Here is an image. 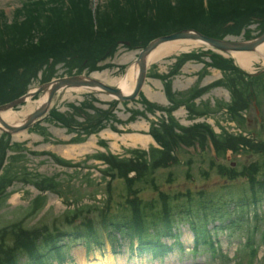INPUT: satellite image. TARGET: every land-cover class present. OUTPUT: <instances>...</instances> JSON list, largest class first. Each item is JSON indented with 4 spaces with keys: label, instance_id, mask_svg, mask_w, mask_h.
Listing matches in <instances>:
<instances>
[{
    "label": "rangeland",
    "instance_id": "374dc122",
    "mask_svg": "<svg viewBox=\"0 0 264 264\" xmlns=\"http://www.w3.org/2000/svg\"><path fill=\"white\" fill-rule=\"evenodd\" d=\"M10 1L0 0V8L6 9L8 14L18 2V0H14V2L8 4ZM233 3L227 2L225 5L224 1L218 3L222 8L220 9V15H218L219 12L217 11L213 28L237 22L235 29L229 31L232 34H228L230 36L228 40L231 42L244 41L245 33L251 37L259 34L264 26L257 21L256 17H260L264 13L259 12L255 5L261 4V2L241 0L238 15H232L230 18L225 17V15L228 16L227 12L229 15L232 12ZM250 11L254 12L253 16L248 15V13H251ZM194 15L193 11L181 10L180 8L176 16V26L180 27L179 30L194 22ZM140 24L138 27L124 24V27L135 30L133 37L138 40L147 39L153 33V29H158L159 31L165 29L160 21L147 23L143 26H140ZM236 31L240 35L234 33ZM87 33V31H82V35L77 39V36H75L69 46H66L64 42H56L50 49L46 45H40L33 48L30 52L20 56L17 55L18 60L8 64L6 72H0V87H8V84L13 82L9 77L13 76L12 78L16 81L17 88L15 90L10 89V93H16V91L22 93L28 89L30 91L35 90L42 82L52 78L82 73L78 66L73 67L76 60L69 62V65H67L66 62L60 61L61 64L57 59H52L54 57H51V55L56 54L61 58L64 55L69 56L76 53L91 59L101 56L98 61H94L100 63L98 67L103 68L104 71L92 74L91 77L107 85L117 87L118 81L134 66L133 64L141 52V47L138 49L129 48L123 45L124 42L119 41L117 45L113 44L111 46V51L108 53H98L101 41L104 39L103 37L107 36L106 39H110L109 32L105 33L99 42H95L96 40L88 37ZM183 45H179L181 49L177 48L176 52L166 53L167 55L165 54L160 58L148 61V76L165 74L168 70L170 72L169 67L172 61L169 59L171 56L176 55L175 58H178L179 53L193 50H196V53L204 52V48L199 44L195 43L188 46V48ZM111 52L113 54L110 56ZM252 57L256 62L258 61L259 56L252 55ZM46 58L52 59V63L46 66H43L44 63L38 65ZM201 60L208 62L205 57ZM30 63H35V65L31 66L30 69H26V65L30 66ZM109 64L114 67L119 65L126 66V68L121 70V72H117V69L108 68ZM84 74L86 76L85 72ZM222 76L223 72L218 69H203L202 65L191 62L185 67L182 76L175 80L174 88L181 92L180 95L191 94L193 97L195 95L191 90H198L208 84H215V87L206 94L194 98L195 100L191 105L202 111L204 109L206 113L208 112L206 117L197 120L185 113L183 108L177 109L175 113H167L166 115L161 113L154 114L153 111L146 109L144 103L147 101L145 99L162 109L172 110V105L163 91V83L154 80L156 77L147 78L142 97L133 102L114 105L112 109L104 106V104L110 102V98L102 95L92 97L86 95L84 91H77L61 93L56 96L52 101L51 107V112L55 113L49 120L47 119L48 121H43L40 126L27 133L13 136L9 140L10 144L1 146L5 152L4 154L0 152V178H4L7 186L6 196L0 199L1 234H5L7 232L5 229L10 227L12 223H23L25 225L26 220V226L34 225L39 220L47 223L55 220L60 222L66 212V207L62 205L54 194L48 192L43 194L42 197L39 196V192L33 187L26 186L21 182L23 178L32 181L39 176L48 178L63 194H66V199L80 201L84 204V207L96 206L97 209H100L105 202L106 190H108L107 183L110 182L114 203L121 202L124 199V197L122 199V195L126 193L124 182L119 179L112 181L110 178L103 177L99 172L111 168L108 160L113 156L117 159L131 160V164H136L137 162L135 161L137 160L142 162L141 169L144 172L137 177L134 191L144 201L156 199L157 192L176 196L186 194L188 191L196 194V192L203 190V198L200 199V202L204 204L213 199L216 202H220L222 200L221 197H223L225 200L221 203L226 202V205H235L237 197L247 188V182L242 177L231 181L227 176H222L221 173L229 171L227 165L230 163L236 171H239L243 165H251L255 162H257L259 167H262L264 158L254 155L250 150H246L240 153V156L239 154L234 156L228 153V161H211L213 152L210 141L206 138L202 142L204 144L199 142V150L196 146L193 149L179 146L178 149L174 150V153L170 154L168 163H165L160 158L161 150L149 140L146 144L134 143L130 140V138L135 136L147 138V132L149 129L152 130L154 124L167 123L168 120H174L177 126L183 127L192 126V124H205L211 127L216 135H221L222 137L225 134L236 133L237 139L241 141L239 143L245 144L247 147H250L249 144H252V142L264 144V96L258 94L251 108L238 110L236 107L233 114L234 111L222 108L224 104H230L232 100L231 90L227 87L225 80H222ZM261 82H264L263 76ZM174 88L173 90L177 91ZM91 99L94 101H91ZM35 100L37 99H32L31 102H28L31 103L28 107L26 106L27 103L25 106L14 110V114H21L28 108L33 110L36 107L34 105L38 102ZM92 106L104 111L102 113L107 111L101 120H98L100 115L94 113L96 111ZM233 115H237L238 121L243 122L244 126L247 124V126L241 127V129L238 128L237 119L235 121L232 117ZM246 120L249 122L246 123ZM112 131H117L119 134H115ZM240 137L245 139L242 140ZM115 142H117L116 147L113 146ZM43 153L53 155L56 159L55 162L47 155H39ZM157 159L160 161L158 165L152 166ZM58 160L64 164H70V166L66 167L59 163ZM130 163L129 161L125 162L126 165ZM151 169H155L156 173L153 176H148L147 173ZM218 170L219 172H217ZM127 173L129 172L124 174ZM141 177H144L145 180H142ZM151 177H153L154 182L147 181ZM0 183H3L2 180H0ZM156 188L157 190L155 191ZM198 197L194 196L196 202L199 201ZM263 201L264 198L258 202L262 216H264ZM179 204L180 207H184L185 201L180 200ZM193 207L195 210L194 216H196L199 214L196 210L197 204H193ZM246 218H249V214ZM191 231L186 222L179 223L178 240L182 244L183 250L181 252L178 250L173 251L166 258L149 261L144 258L126 260V255L114 257L111 254L109 255V245L105 241L103 257L95 256L93 259L89 258L90 260L86 264H234L229 259L233 257L236 247L242 245L245 241L246 223L240 228V231L233 232L231 229H221L213 232L217 242L216 251L213 254L202 252L204 246L199 249L200 252H192L193 236ZM261 237L260 231L254 237L257 246H259V258L264 255V243ZM164 242L169 243L172 241L164 240ZM71 245L73 244L71 243ZM125 245L126 243H124ZM73 246L68 254L75 259V252L80 254H83V252L81 246ZM49 264L59 263H56V259L51 258L49 259Z\"/></svg>",
    "mask_w": 264,
    "mask_h": 264
},
{
    "label": "trees",
    "instance_id": "16d2710c",
    "mask_svg": "<svg viewBox=\"0 0 264 264\" xmlns=\"http://www.w3.org/2000/svg\"><path fill=\"white\" fill-rule=\"evenodd\" d=\"M223 1H224V5L227 2H236V3L238 2L237 5L239 6L241 5V0L239 1L238 0H217L215 4L216 9L222 8V6L218 5V3L223 2ZM257 1L263 2V5H264V0H257ZM194 2L196 3V0L194 1L152 0V2L147 3L145 6H143L142 4H137V3H133V5L131 4L128 7L118 6L115 9V13H109V14L106 13L107 11L106 9H104L99 12L98 16L96 15V27L97 28H95L94 20L91 18L89 11L83 10L80 6H77V8L75 7L73 8L72 11H70L69 15L63 14L61 12L57 13V16L61 19V24L63 26L56 27L59 29L58 31L56 29L54 34H46L45 39H43L40 42L39 46L46 45L47 48L50 49L51 47L54 46V43L56 42L60 43L62 41L69 42V43H66V46H69L72 43V39L75 36H77L76 39L80 38V36L82 35L81 32L87 31L88 32L87 35H89L88 37H91V39L96 40L95 42L97 41L99 42V40L102 39L103 35L109 32V37L111 41H109L110 39L108 38L106 39L107 36H104L103 37L104 39L101 41L102 43H101L98 53H105V52L108 53L111 50V46L113 44L116 45L118 41H129L135 47H140V46L145 45L150 40L156 37H161V36L170 34L174 32L173 30L177 31V29L179 28L175 25H176V16L179 13V9L181 8V10L186 9V10H191V11L195 10L197 7L199 9L200 0L198 1V6H192ZM198 9L196 10V12L198 11ZM102 12L104 15H101ZM168 17L170 18L169 20H167ZM157 21L162 22L165 29H162L161 31H159L158 29L157 30L153 29L152 30L153 33L151 34V36H149L145 40H138L136 37H133V35L135 34V30L131 28L126 29L124 27V24H126L127 26L138 27L140 23H141L140 26H143L147 23H152V22H157ZM37 30H39V28H37ZM226 32H227L226 30H223L220 27H215L214 29L212 28L210 31L212 36H215L216 38L224 37V34ZM22 38H23L22 40H23L24 46H27L28 43L29 44L34 43L29 40L25 42L27 38L23 36ZM15 39H16V36H11L10 34H7L6 38L4 36V39L0 37V72L2 71L6 72V70L8 69L6 66L18 60L17 55L20 56L22 54H25L26 52H30L33 49L32 47L33 45H28L29 47L27 46L25 48H22L23 45L22 44L19 45ZM5 49L7 51H5ZM4 53H8V54H4ZM51 57H54L57 60L64 61V62H70L71 60L72 61L76 60V63L74 64L73 67H77V65L78 67H82V66L83 67L84 66L94 67V65H96V62L94 60L98 61L101 58V56L92 58V59L86 58L84 55L78 54V53L69 55V56L64 55L61 58H59L56 54H54V55H51ZM42 63H44L43 66H46L48 64V62H45V59H44V61H42L41 63H38V65ZM33 65H35V63L34 64L30 63V66L26 65V69H30L31 66ZM6 77H9V76H6ZM12 77L13 76L9 77L12 79L13 82L8 81L10 82L8 84V87L6 86L0 87V105L13 100L14 98H16V96H20L22 94L21 92L19 93L18 91H16V93H12V94L10 93L11 91L10 89L15 90L17 88V85L15 84L16 81H14ZM166 129L168 130V132H166L165 134L166 137H164L163 130H166ZM175 129H179V128L174 123V121L171 120L169 124L164 125L160 131H157V130H153V131H155L154 135L158 138L157 141L160 144H163V145L166 144V146L169 149H176L179 147V145H183L185 147L190 148L195 144L196 141L202 143L206 139V135H209V137L211 138L213 142V146H214L213 150L217 158L223 157L227 149H229L230 151L234 153H238L239 143L237 142L236 139L234 138L231 139L227 135L226 136L224 135L225 137L216 136L213 134L212 131H208V130L204 131V129H207L205 127H200L199 129H194V130L193 129L192 130H186V129L182 130L181 129L182 133L178 135L175 133ZM255 147L262 148V146H255ZM168 161H169V156L166 157V160L164 162L168 163ZM135 162L139 164L137 163L131 164L129 166V169L125 168V171L130 170V172H134V173L136 172L137 174H141L142 172H144V170L141 169L142 162L140 160H137ZM157 162H159L158 159L156 162L154 161V164L152 166H156ZM108 164L113 169H116L119 163L116 161L115 157H110V159L108 160ZM153 171L154 169H151L150 173H152ZM249 172L257 173L258 170L253 171V172L249 171ZM156 208L159 210L160 207L159 208L156 207ZM145 212L147 213V215H150L151 213H153L151 214V218L155 215V212L154 210H152V208H149Z\"/></svg>",
    "mask_w": 264,
    "mask_h": 264
},
{
    "label": "bare ground",
    "instance_id": "6f19581e",
    "mask_svg": "<svg viewBox=\"0 0 264 264\" xmlns=\"http://www.w3.org/2000/svg\"><path fill=\"white\" fill-rule=\"evenodd\" d=\"M194 44L195 43L192 40H187V39L183 40V41H179V42L166 43L164 45H161L160 48L157 49V51L152 52L147 60L152 61L156 58L162 57L166 53L169 54V53L176 52L177 48L181 49V47H179V45L180 46L183 45V46H185V48L186 47L188 48V46H191ZM183 50H186V49H183ZM260 50H264V45H262L260 47ZM235 57L244 68H247V66L250 64V62L253 58L251 54H236ZM137 75H138V69L135 67H132L131 70H128L126 78H124V79L121 78L118 81V87L124 95H128V94L132 93V91L134 89V85H135ZM28 105H31V103H28L26 106L28 107ZM30 111H31V109L28 108L27 110H25V112H23L21 114H15L13 116L6 115V118L7 119H13V118H16L18 115H24ZM114 138H116V137H114ZM147 138L135 136V137L130 138V140H132L134 143H139V144L140 143L146 144L148 142V140L150 142H152L150 138H148V139Z\"/></svg>",
    "mask_w": 264,
    "mask_h": 264
},
{
    "label": "water",
    "instance_id": "95a60500",
    "mask_svg": "<svg viewBox=\"0 0 264 264\" xmlns=\"http://www.w3.org/2000/svg\"><path fill=\"white\" fill-rule=\"evenodd\" d=\"M181 38H186V35H184V34H176V35H173V36L168 37V38L159 39L156 42H154L153 44H151L145 50V52H143L140 55L139 61H138V65H139V69H140V76H139V78L137 80V85H136V89H135V93H134L133 97L137 95V93L139 92V90H140V88L142 86V83L144 81V77H145V61H144V59L148 55V53L150 51H152L156 46H158L159 44H161L163 42L172 41V40L181 39ZM214 45L216 47L220 48V49H223V50H237V51H240V50H248V49L253 48V46L252 47H245L244 45H223V44L222 45L214 44Z\"/></svg>",
    "mask_w": 264,
    "mask_h": 264
}]
</instances>
